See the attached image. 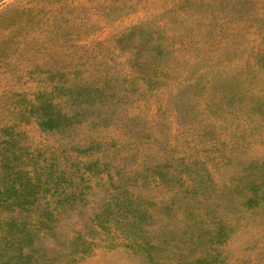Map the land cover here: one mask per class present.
<instances>
[{"label": "rangeland", "instance_id": "obj_1", "mask_svg": "<svg viewBox=\"0 0 264 264\" xmlns=\"http://www.w3.org/2000/svg\"><path fill=\"white\" fill-rule=\"evenodd\" d=\"M263 54L264 0H0V264H264Z\"/></svg>", "mask_w": 264, "mask_h": 264}, {"label": "trees", "instance_id": "obj_2", "mask_svg": "<svg viewBox=\"0 0 264 264\" xmlns=\"http://www.w3.org/2000/svg\"><path fill=\"white\" fill-rule=\"evenodd\" d=\"M261 59L264 62V54L262 55ZM37 123H38L39 127L43 128V129L52 128L53 126H55L57 124L56 120L52 117V115L51 114H48V113H46L44 111H42V113L40 115V118H38V122ZM20 201H22V200H20ZM15 203L21 208V207H26L28 201H25V203H23V202H19L18 200H16ZM5 220L7 221L6 222V225H9V224H11L12 221H14V219L11 216H10V219H9V215L4 217V221ZM36 222L42 224L43 223V220L38 217L36 219ZM34 261L35 260L33 259V261L24 262V263H27V264H35Z\"/></svg>", "mask_w": 264, "mask_h": 264}]
</instances>
